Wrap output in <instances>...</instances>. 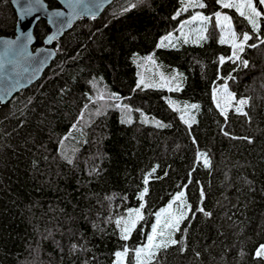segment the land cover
<instances>
[{
  "label": "trees",
  "instance_id": "1",
  "mask_svg": "<svg viewBox=\"0 0 264 264\" xmlns=\"http://www.w3.org/2000/svg\"><path fill=\"white\" fill-rule=\"evenodd\" d=\"M11 1L0 35L16 32ZM199 3L114 1L73 24L43 77L0 106V264H264V5L253 0V27L247 7ZM217 12L235 41L249 34L240 59ZM49 31L38 23L37 45ZM219 86L233 98L221 108ZM180 192L185 219L165 229ZM129 209L143 219L124 240L116 221L135 220ZM154 224L177 243L137 257Z\"/></svg>",
  "mask_w": 264,
  "mask_h": 264
},
{
  "label": "water",
  "instance_id": "2",
  "mask_svg": "<svg viewBox=\"0 0 264 264\" xmlns=\"http://www.w3.org/2000/svg\"><path fill=\"white\" fill-rule=\"evenodd\" d=\"M12 0L17 15L13 36L0 35V106L37 83L56 59V42L80 19L99 17L116 0ZM56 13L62 15L57 16ZM46 21L50 31L37 45L36 26ZM264 260V256H257Z\"/></svg>",
  "mask_w": 264,
  "mask_h": 264
},
{
  "label": "snow or ice",
  "instance_id": "3",
  "mask_svg": "<svg viewBox=\"0 0 264 264\" xmlns=\"http://www.w3.org/2000/svg\"><path fill=\"white\" fill-rule=\"evenodd\" d=\"M218 3H221L223 5L224 8H235L241 16H244L245 13L244 11H242V9L244 7H247L248 9H250L251 11V15L248 16L249 21L252 23L253 27L256 26V20L255 17H258L261 15L260 12H258L256 10V8L253 5V0H240L239 3H234L232 2V0H217ZM258 2L261 5H264V0H258ZM135 5H133L134 7ZM188 6H199V7H204L203 4L199 3V0H189V4ZM186 10V9H185ZM57 16L62 15L61 13H56ZM215 17H216V22L219 24L221 23V13L217 12L215 13ZM203 20V21H207L209 19V17L207 16H202L200 13H197L196 15H194L192 17V20ZM224 21H229L230 17H228L227 15H224L223 17ZM233 38L235 37V34L233 33ZM203 38V37H201ZM249 34L248 33H243V39L240 43H233V48L234 49H238L239 51H243V43L244 41L249 40ZM224 40H221V43H223ZM256 45H251V47H255ZM233 56L236 57V59H240V57L237 55L236 51L234 50L233 52ZM147 59H151V57H148ZM229 59H232V57H229ZM221 62L224 61V57L220 58ZM244 64H247V61H243ZM141 83H143V81H141ZM226 91V88H225ZM230 95V94H229ZM248 101L246 99H241L238 101L239 105H244L246 104ZM219 107V105H217ZM191 107L196 108L198 107L197 105H192ZM241 109L238 108L237 111H240ZM205 163L207 164V161L205 160ZM145 183H147V181H145ZM145 192H147V189L144 190ZM203 195V192L201 193ZM144 193H141V198L143 197ZM183 197H184V193L180 192L177 193L176 196L173 198V201L169 203L168 208L171 209L172 208V204L173 202L179 201V206L176 209L177 214L170 220H166L164 223V228L165 229H176L178 230V226L181 223L182 220L185 219V213L183 211V209L185 207H188L184 201H183ZM141 208H143V205L140 206ZM165 211V209H161L160 212L156 213L157 216V224H159V217L161 215V213H163ZM200 211H204V209H200ZM129 214L131 215L133 212L136 214V219L135 220H130V221H125L124 217H120L117 219L116 224L117 226L121 225V222L124 221V227L121 228V238L124 240H127L129 238V235L132 231L133 228L136 227V224L139 220L143 219V216L140 212V209H129L128 210ZM206 215H211V213H205ZM157 224H154L152 226V234L148 236V244L137 248L135 250V254L137 257H140L143 253H145V250L147 249V255L149 257H152L154 255V253L151 251L152 248H167L170 245H174L177 243L176 240L171 239V232L167 233L168 239L165 240L163 239V237L165 236V232L164 231H160L157 232ZM157 236L161 237L160 243L159 244H154L153 241L157 238ZM128 250L125 249L124 252H117L116 255L118 257L123 256ZM257 256H264V244L260 245L259 248L257 249L256 252Z\"/></svg>",
  "mask_w": 264,
  "mask_h": 264
},
{
  "label": "rangeland",
  "instance_id": "4",
  "mask_svg": "<svg viewBox=\"0 0 264 264\" xmlns=\"http://www.w3.org/2000/svg\"><path fill=\"white\" fill-rule=\"evenodd\" d=\"M225 14L221 13V25L223 26V31H224V34L226 36H231L232 39H233V42L234 43H240V42H237L235 41V37L233 38V27H232V24L229 21H224L223 20V17H224ZM236 51V53L238 52V49H234ZM225 86H219L217 87L216 89V93H215V101H216V105H219V108H221V105L222 104H227V105H230L232 102H233V98L231 95H229V92H228V89L226 88V91H225ZM220 98V101H218Z\"/></svg>",
  "mask_w": 264,
  "mask_h": 264
}]
</instances>
